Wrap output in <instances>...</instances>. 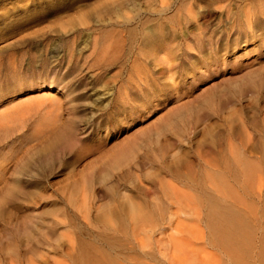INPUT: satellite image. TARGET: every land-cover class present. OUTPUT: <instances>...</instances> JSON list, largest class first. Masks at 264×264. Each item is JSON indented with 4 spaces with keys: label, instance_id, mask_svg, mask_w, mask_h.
Returning a JSON list of instances; mask_svg holds the SVG:
<instances>
[{
    "label": "rangeland",
    "instance_id": "obj_1",
    "mask_svg": "<svg viewBox=\"0 0 264 264\" xmlns=\"http://www.w3.org/2000/svg\"><path fill=\"white\" fill-rule=\"evenodd\" d=\"M211 199L260 245L264 0H0V264H193Z\"/></svg>",
    "mask_w": 264,
    "mask_h": 264
},
{
    "label": "bare ground",
    "instance_id": "obj_2",
    "mask_svg": "<svg viewBox=\"0 0 264 264\" xmlns=\"http://www.w3.org/2000/svg\"><path fill=\"white\" fill-rule=\"evenodd\" d=\"M217 199L209 201L208 218L210 227L213 229L212 232L216 236L213 235L220 244H208L209 250L207 252L200 248L195 250L196 255L203 253L204 256L201 259H196L193 264H264V232L258 247L257 244L256 246L251 244L252 239H254L251 238L253 229L251 228L252 223L249 224L247 214L245 215L244 211L242 212L235 205V207L227 205ZM254 250L256 252L255 257L252 255Z\"/></svg>",
    "mask_w": 264,
    "mask_h": 264
}]
</instances>
